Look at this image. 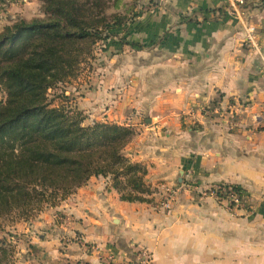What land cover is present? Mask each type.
Instances as JSON below:
<instances>
[{"label": "crops", "instance_id": "0c3cea01", "mask_svg": "<svg viewBox=\"0 0 264 264\" xmlns=\"http://www.w3.org/2000/svg\"><path fill=\"white\" fill-rule=\"evenodd\" d=\"M246 2L264 57V0ZM225 6L156 0L129 35L148 45L138 55L146 58L144 91L108 90L102 74L79 102L91 120L137 127L127 148L147 167L152 202H123L109 179L91 178L23 225L17 264H133L137 246L153 264H264V75ZM39 12V0H0V32ZM120 53L129 61L131 54ZM142 116L150 119L140 124ZM217 185L238 187L243 206L230 209L202 193ZM167 188L178 190L168 211L158 207Z\"/></svg>", "mask_w": 264, "mask_h": 264}, {"label": "trees", "instance_id": "16d2710c", "mask_svg": "<svg viewBox=\"0 0 264 264\" xmlns=\"http://www.w3.org/2000/svg\"><path fill=\"white\" fill-rule=\"evenodd\" d=\"M105 2L39 0L42 18L17 20L0 32V264L18 260L6 222H28L57 207L91 178L109 179L123 202H152L147 167L125 154L131 126L84 125L78 109L47 100L123 22L106 14ZM220 187L243 194L236 186Z\"/></svg>", "mask_w": 264, "mask_h": 264}, {"label": "rangeland", "instance_id": "374dc122", "mask_svg": "<svg viewBox=\"0 0 264 264\" xmlns=\"http://www.w3.org/2000/svg\"><path fill=\"white\" fill-rule=\"evenodd\" d=\"M155 1L156 0H121L116 2L113 0H106V14L120 16L121 19H123V22L120 26H117L113 29L111 32L112 36L108 40L99 42L93 47V58L90 59L87 64H84L81 67L77 77L69 80L66 83L59 84L55 88L51 89L48 92L47 100L53 106L64 105L71 107L72 109H78L86 119L88 118L90 120L88 122L85 120L84 125H89L92 121H94V119L91 120V118L88 116L89 114L80 109L79 102H81V98H83V95L87 90H93L97 88L96 83L100 82V76L102 74V76L107 78L105 80L109 85L108 90H115L117 87L120 89L141 87L142 91H144L143 89L148 83L146 79L147 74L145 71H142L143 68L145 69L146 58L143 56L139 57L138 55L145 54V49L148 45L144 43L141 44L138 42H132L129 39V35L132 28V23H134L140 15L147 13L149 11L148 8L152 5H155ZM42 17V13L40 11L37 18ZM122 50L127 51L128 54L126 55L131 54L129 61L126 58H120L119 55L121 54L120 51ZM133 65L137 66V71L131 73L130 70L132 69ZM114 66L116 69H114L113 72L110 71V74L103 73L106 68H111ZM125 68L127 70H124ZM117 69L119 70L117 71ZM4 97L5 95L0 88V101L4 100ZM147 119L149 120L150 118L147 116H142L139 123L144 124ZM132 128L135 131L134 137L136 134L139 135V132L136 130L137 127ZM125 154L130 157L129 155H133V149L126 148ZM185 180L190 184L194 183L195 181L192 176H187ZM196 188V185H192V189L195 190L194 192H196ZM36 220L37 217H34L31 218V220H28V222H36ZM28 222H19L18 224L6 222L7 224L5 227V232L12 236V238L10 237L12 242L15 243L16 240V244H18V240L23 237V225L27 224ZM40 233L41 232H37L36 234L39 235ZM6 237L9 239L8 236ZM67 243L68 242L65 240H61L60 247L65 248ZM17 247L18 246L16 245V248Z\"/></svg>", "mask_w": 264, "mask_h": 264}, {"label": "built area", "instance_id": "2783aa9c", "mask_svg": "<svg viewBox=\"0 0 264 264\" xmlns=\"http://www.w3.org/2000/svg\"><path fill=\"white\" fill-rule=\"evenodd\" d=\"M226 1V13L234 18L242 27L244 40L243 44L252 48L259 56L261 61V71L264 75V57L262 56L256 25L250 20L249 12L246 0H225ZM208 107H202L201 112L208 111ZM216 111V110H215ZM218 111H216L217 113ZM219 190V192H218ZM231 190V189H228ZM178 194V190L174 188H167L165 194L158 203V207L162 210H170L174 197ZM207 195L213 197L216 201L224 202L230 209L240 208L245 203L244 194L234 193L233 191L227 192L226 189L220 187V185L212 186L206 191ZM133 264H153L151 253L145 247H135L133 249ZM109 260H113L112 253L108 256ZM73 264H88L83 262H75Z\"/></svg>", "mask_w": 264, "mask_h": 264}, {"label": "water", "instance_id": "95a60500", "mask_svg": "<svg viewBox=\"0 0 264 264\" xmlns=\"http://www.w3.org/2000/svg\"><path fill=\"white\" fill-rule=\"evenodd\" d=\"M180 175H182V173L180 172ZM179 183H181V181L179 180Z\"/></svg>", "mask_w": 264, "mask_h": 264}]
</instances>
